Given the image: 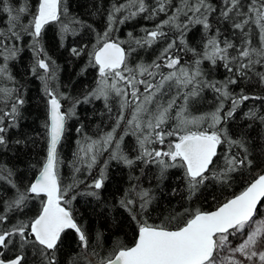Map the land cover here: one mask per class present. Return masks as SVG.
Listing matches in <instances>:
<instances>
[{
	"label": "snow or ice",
	"instance_id": "6c2138e0",
	"mask_svg": "<svg viewBox=\"0 0 264 264\" xmlns=\"http://www.w3.org/2000/svg\"><path fill=\"white\" fill-rule=\"evenodd\" d=\"M0 264H264V0H0Z\"/></svg>",
	"mask_w": 264,
	"mask_h": 264
}]
</instances>
